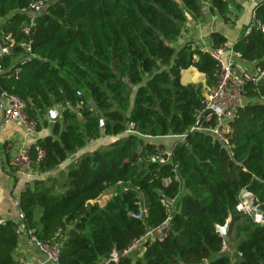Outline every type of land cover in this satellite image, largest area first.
<instances>
[{"label":"trees","instance_id":"trees-1","mask_svg":"<svg viewBox=\"0 0 264 264\" xmlns=\"http://www.w3.org/2000/svg\"><path fill=\"white\" fill-rule=\"evenodd\" d=\"M32 1L0 0V30L15 41L0 95L22 99L36 131L48 125L29 148L33 160L39 150L43 156L38 175L19 194L20 214L0 224V264H18L19 223L41 242L63 230L59 264H264V84L245 82L224 146L205 130L211 121L191 130L203 108L202 85L180 82V71L194 67L210 87L216 61L191 43L174 47L188 15L197 18L206 3L227 19L230 0H54L24 35ZM253 15L264 26V1ZM210 39L211 49L225 43L219 33ZM231 49L250 73L264 67V32L257 25ZM55 108L59 116L49 123ZM102 136L106 144L84 152ZM167 149L172 154L163 163L150 159ZM70 158L66 172L43 176ZM175 165L180 182L172 180ZM111 190L103 206L91 203ZM243 194L262 223L236 209ZM163 198L175 199L170 214ZM141 207L143 218L132 219ZM167 217L164 236L105 262ZM226 224L222 252L218 228Z\"/></svg>","mask_w":264,"mask_h":264},{"label":"built area","instance_id":"built-area-1","mask_svg":"<svg viewBox=\"0 0 264 264\" xmlns=\"http://www.w3.org/2000/svg\"><path fill=\"white\" fill-rule=\"evenodd\" d=\"M54 0H36L28 4L25 11L28 13V21L21 25L20 31L24 35H29L32 32L34 25V19L43 11L45 4ZM252 24L260 27L264 32V26H261L253 15ZM251 24V25H252ZM250 25V26H251ZM249 26V28H250ZM246 30V32L249 30ZM21 46L28 51L29 44L21 43ZM15 47V41L10 33H3L0 30V75L3 74L6 69L4 66V60L7 56H10ZM210 56L216 61L217 72L215 75V83L210 87H207L203 92V108L197 114V121L199 124L204 122H212V125L205 128L213 137L214 140L219 141L222 145H227L226 133L228 131V121L233 117L237 107L242 105L244 100L243 86L246 81H256L258 77L264 73V67L258 68L254 73H250L245 66H243L237 58V55L232 51L231 46L227 43H223L215 49H207ZM18 70L13 72L15 78H17ZM0 101L4 104L3 124L11 121H19L26 132H36L35 123L28 118L26 113V104L19 97L2 92L0 95ZM208 110L206 115L203 112ZM195 126L193 129H202L200 125ZM190 130V131H191ZM182 138H180V141ZM172 154V150H161L150 156L152 161L159 163L164 162V156L169 157ZM43 156L42 151H38L35 160L30 157L29 147L21 145L17 152L11 156L10 165L13 167L16 173L26 178V183L20 188V193L25 191L28 186V181L32 180L38 175L35 171V165L41 160ZM177 166L173 168L174 177L173 181L180 182L179 176L176 171ZM171 179H165L164 184H170ZM161 203L165 207L168 214L171 213L174 206L175 199L163 198ZM237 210H243L245 213H253L254 220L258 223L263 222L261 214L256 212V205H252L249 194H243L241 196L240 203L236 206ZM145 209L140 208L138 213H130V217L134 220H141ZM5 219H0V224L4 223ZM169 231V217L164 222L154 229L146 230L140 237L134 238L129 246L121 252L111 251L105 262L116 263L122 256H130L139 251L142 245L150 240L164 236ZM219 232V231H218ZM16 233L19 238L23 235L27 236L28 240L35 244L37 250L43 255L47 262L51 264H59L60 249L62 241L64 239V232L61 228H58L49 242L38 241L33 234L26 232L24 225L19 223L16 228ZM220 234V233H219ZM223 244L221 251L227 250L225 235L222 236ZM20 264H33V263H20Z\"/></svg>","mask_w":264,"mask_h":264},{"label":"crops","instance_id":"crops-1","mask_svg":"<svg viewBox=\"0 0 264 264\" xmlns=\"http://www.w3.org/2000/svg\"><path fill=\"white\" fill-rule=\"evenodd\" d=\"M262 1L264 0H230L227 19H223L216 11L212 10L209 4H203L200 16L195 19L189 15L186 17L180 36L174 43V47L178 49L186 43H191L202 50L210 49L212 46L211 33H219L225 38V43L232 46L252 24L254 8ZM180 82L182 84H201L203 92L207 88L204 75L194 67L180 71ZM3 106L4 104L2 103L0 105V119L3 115ZM48 122L51 123L52 121L49 120ZM47 133L48 125L34 133L26 132L19 121H11L0 125V219L18 218L19 213L16 206L20 188L27 182L26 178L16 173L10 165L11 156L17 152L21 145L30 148L31 145L35 144L37 138ZM171 140L170 142L173 141ZM164 141L165 139L161 140V142ZM107 142L108 138L105 136L90 140L87 142L84 152L85 150H93ZM72 159L70 158L66 163L61 164L57 171L47 172L43 176H56L58 172H66V166ZM105 196L106 194L91 203L103 206L100 199ZM234 252L232 248L231 253ZM14 258L18 264H51L45 260L43 255L37 250L35 244L31 243L25 235L19 238Z\"/></svg>","mask_w":264,"mask_h":264},{"label":"water","instance_id":"water-1","mask_svg":"<svg viewBox=\"0 0 264 264\" xmlns=\"http://www.w3.org/2000/svg\"><path fill=\"white\" fill-rule=\"evenodd\" d=\"M256 83L259 84V85L264 84V73L261 74V75L258 77V79L256 80ZM0 105H2L1 101H0ZM2 108H3V107H2ZM207 113H208V110L204 111V112H203V115H206ZM58 116H59V110H56V109H50V110L48 111V117H49V119H50L52 122L55 121V120L58 118ZM3 120H4V115H2V117H1V119H0V125L3 124ZM198 124H199V119H198V121L196 122L195 126H198ZM102 127H103V120L101 119V120H100V128H102ZM16 207H17V211H18V213L20 214V209H19V207H18V204H17ZM226 229H227V224L224 225V226H222V227H220V228H218V231H219L220 235L224 236V235H225V232H226Z\"/></svg>","mask_w":264,"mask_h":264},{"label":"rangeland","instance_id":"rangeland-1","mask_svg":"<svg viewBox=\"0 0 264 264\" xmlns=\"http://www.w3.org/2000/svg\"><path fill=\"white\" fill-rule=\"evenodd\" d=\"M113 192H114V190H111V191L107 192L106 196L103 197L102 199H100V202L104 205L106 203V201L113 195Z\"/></svg>","mask_w":264,"mask_h":264}]
</instances>
